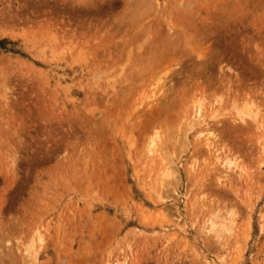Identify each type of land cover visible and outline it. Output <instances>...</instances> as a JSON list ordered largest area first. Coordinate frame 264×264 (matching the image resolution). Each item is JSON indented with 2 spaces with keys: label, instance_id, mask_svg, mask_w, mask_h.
Instances as JSON below:
<instances>
[{
  "label": "rangeland",
  "instance_id": "374dc122",
  "mask_svg": "<svg viewBox=\"0 0 264 264\" xmlns=\"http://www.w3.org/2000/svg\"><path fill=\"white\" fill-rule=\"evenodd\" d=\"M245 103L264 119V0H0V264H256L214 182Z\"/></svg>",
  "mask_w": 264,
  "mask_h": 264
},
{
  "label": "bare ground",
  "instance_id": "6f19581e",
  "mask_svg": "<svg viewBox=\"0 0 264 264\" xmlns=\"http://www.w3.org/2000/svg\"><path fill=\"white\" fill-rule=\"evenodd\" d=\"M188 1V0H187ZM184 3V2H183ZM190 3V2H189ZM180 4V3H179ZM185 4V3H184ZM183 4V5H184ZM181 6V5H180ZM186 6V5H185ZM191 7V6H190ZM186 8H187V6H186ZM190 9V8H189ZM198 16V15H197ZM197 18V17H196ZM165 20H166V18H165ZM167 21V20H166ZM137 22V21H136ZM198 25V24H197ZM146 27V26H145ZM168 30V29H167ZM178 33V32H177ZM137 35V34H136ZM139 35V34H138ZM135 36V35H134ZM137 37V36H136ZM146 37H147V35H146ZM172 37V36H171ZM135 38V37H134ZM147 39V38H146ZM197 40V39H196ZM147 41H148V39H147ZM135 42V41H134ZM137 42V41H136ZM128 45V44H127ZM142 46V45H141ZM138 49V48H137ZM136 49V50H137ZM178 50H180V49H178ZM182 50V49H181ZM119 51V50H118ZM134 52H135V50H133ZM138 51V50H137ZM183 51V50H182ZM177 52V51H176ZM190 52V51H189ZM181 53V52H180ZM179 53V54H180ZM185 53V52H184ZM183 53V54H184ZM127 54V53H126ZM125 54V55H126ZM135 54V53H134ZM136 54H138V53H136ZM175 54V53H174ZM178 54V53H177ZM124 55V54H123ZM134 56V55H133ZM168 56V55H167ZM166 56V57H167ZM182 56V55H181ZM141 60V59H140ZM126 61H129V59L127 58V60ZM139 61V60H138ZM119 63V62H118ZM127 63V62H126ZM128 64V63H127ZM128 66V65H127ZM124 67V66H123ZM131 67V66H130ZM98 69V68H97ZM125 69V68H124ZM127 70V69H126ZM226 71V70H225ZM135 76V75H134ZM223 82V81H222ZM228 83V82H227ZM222 86H223V84H222ZM227 86H228V84H227ZM171 87V86H170ZM126 88V87H125ZM174 88V87H173ZM169 89V88H168ZM176 89V88H175ZM220 89H221V87H220ZM220 89H218V96L216 97V99L217 100H215L216 102H217V104H216V102H215V105L213 106L214 107V114L212 115V119L214 120V118H213V116L216 118V119H218V124L222 121V118L224 117L223 115H225L226 117H227V115L228 114H230L231 112H228L229 111V107H230V103L232 102V101H230L231 99H229L230 98V95H231V88H229V86L227 87V89L225 90V91H223V90H220ZM126 90V89H125ZM176 91V90H175ZM108 92H110V91H108ZM127 92H128V90H127ZM188 93V92H187ZM163 94V93H162ZM173 94V93H172ZM172 94H170L171 96H172ZM175 95V94H174ZM173 95V96H174ZM253 95V94H252ZM167 96V95H166ZM161 97V96H160ZM167 97H169V96H167ZM247 97H248V95H247ZM256 97V96H255ZM120 98V97H119ZM156 98V97H155ZM171 98V97H170ZM160 99V98H159ZM164 99V98H163ZM120 100V99H119ZM165 100V99H164ZM170 100V99H169ZM173 100V99H172ZM233 100V99H232ZM258 100H259V98H258ZM116 101H118V100H116ZM155 101V100H154ZM241 101H242V99H241ZM240 101V102H241ZM255 101V100H254ZM166 102V101H165ZM164 102V103H165ZM176 102V101H175ZM236 102H237V100H236ZM248 102V101H247ZM252 103H253V100L251 101ZM232 103H234V101L232 102ZM162 104H163V102H162ZM176 104V103H175ZM238 103H236V105H237ZM243 104V103H242ZM246 104V103H245ZM244 104V105H245ZM250 104V103H249ZM119 105V104H118ZM148 105V104H147ZM153 105V104H152ZM189 105V104H188ZM234 105V104H233ZM254 105L255 104H250V105H247L246 104V109H250V110H248V112H246V109H242L241 110V108L239 109V110H236V112L237 111H239V112H237L238 113V115H236L235 114V116H238V119H237V117H236V119H235V117L234 118H232V119H234L235 120V122H237V121H240L241 120V122H244L243 124V126H242V128H245V129H243L244 131H246L245 133H247V134H250L251 133V137L249 138L250 140L248 141L250 144H248V147H249V145H250V149H249V151L248 152H246L247 154H245V152H244V154H245V156H243V155H241V153L239 152V151H237V150H235V152L228 146V145H231V144H228V145H226L227 144V142L225 143V142H223V143H220L219 144V142L221 141V139L219 140V139H212V140H214V141H217V140H219V142L217 143H215V142H213L212 140H210V137L211 136H213L214 134L211 132H209L208 133V131H207V134H205V142H206V147H208L209 146V148L211 147V145H213V143H215L214 145H215V148L216 149H214L213 151L215 152L213 155H214V157H215V161H214V163L215 162H217V163H219L218 165L219 166H222L223 168H220V170L222 171V169H225V170H223V171H225V174H224V172L221 174V172H219L220 170H219V168H218V173L217 174H215V179H214V182L216 183V185H218V187H219V191L220 190H224L225 191V193L226 194H228V198L231 200V205H232V207H231V205H229V207H227V212L230 214V216H227V219H224L225 218V214H223V216H224V218L222 217V218H220V216H219V212L221 213V211L223 210V208H218L219 210L220 209H222L221 211H217V213H218V215L217 216H219L218 218H220L221 220L222 219H224V221L225 220H227L228 221V223L226 222L225 223V228H223L222 226V228H223V230H225L226 232H233V233H237V232H235V230H236V227L238 228L239 227V224H244L243 226H241L240 228H239V230L241 231V233H242V236H238V237H240V239H241V241H244L246 238H248V237H250L251 238V235H252V233H255L256 231H258V232H260L261 233V237L263 238V240H261V241H263L262 242V244H260L259 245V251L260 252H262L261 254H262V257H260V258H258V261H257V263L256 264H264V207L263 208H260V210H259V212H260V214H259V221H255L254 219H253V215L255 214V212H254V210H255V208L259 205V203L261 202V203H263V205H264V119H263V116L261 115L260 116V114H259V111H257L258 110V108L257 109H255V107H254ZM162 106V105H161ZM172 106V105H171ZM201 106H203V104L201 105ZM232 106V105H231ZM235 106V105H234ZM233 106V107H234ZM242 106V105H241ZM249 106V107H248ZM116 107V106H115ZM164 107H165V105H164ZM199 107V106H198ZM236 107V106H235ZM234 107V108H235ZM248 107V108H247ZM111 108H113V107H111ZM163 108V107H162ZM161 108V109H162ZM202 108V107H201ZM201 108L199 107V109H200V112L202 111L201 110ZM205 108V107H204ZM169 109V108H168ZM172 109V108H171ZM112 110V109H111ZM166 110V109H165ZM204 110V109H203ZM241 110V111H240ZM161 111H163V110H161ZM225 111H227V112H225ZM234 111V110H233ZM199 112V113H200ZM218 112V113H217ZM246 112V113H245ZM158 113H160V111H158ZM244 113H245V115H244ZM98 114V113H97ZM96 114V115H97ZM130 114V113H129ZM231 115V114H230ZM147 116H148V114H147ZM161 116V115H160ZM193 116V115H192ZM232 116V115H231ZM96 117V116H95ZM101 117V116H100ZM111 117V116H110ZM123 117V116H122ZM144 118H146L147 119V117H144ZM201 118H202V115H201ZM231 118H229V120L231 119ZM133 119H134V117H133ZM133 119H132V121H133ZM149 119H150V117H149ZM159 119V118H158ZM158 119H156V120H158ZM199 119V118H198ZM204 119V118H203ZM223 119H226V118H223ZM231 119V120H232ZM153 120V119H152ZM161 120V119H160ZM193 120V119H192ZM229 120H227V122L229 121ZM100 121H102V120H100ZM103 121H105L104 119H103ZM102 121V122H103ZM143 121H144V119H143ZM147 121H149V120H147ZM172 121V120H171ZM190 121V120H189ZM126 122V121H125ZM157 122H159V121H157ZM163 123H165V121H163ZM187 123H189V122H187ZM217 123H216V125H217ZM224 123H226L225 122V120H224ZM102 124V123H101ZM170 124V123H169ZM173 123H171V125H172ZM190 124V123H189ZM237 124V123H236ZM136 125V124H135ZM134 125V126H135ZM192 125V124H191ZM221 125V124H220ZM231 125V124H230ZM235 125V124H234ZM238 125V124H237ZM240 125V124H239ZM187 126V125H186ZM218 126V125H217ZM229 126V125H228ZM233 125H231V127H232ZM241 126V125H240ZM167 127V126H166ZM165 127V128H166ZM222 127V126H221ZM102 128V127H101ZM165 128H164V131H165ZM214 129L216 128V126L215 127H213ZM235 128V127H234ZM139 129V128H138ZM168 129V128H167ZM166 129V130H167ZM175 129V128H174ZM239 129V128H238ZM103 130V129H102ZM141 130V129H140ZM160 130V129H159ZM162 130V129H161ZM184 130V129H183ZM210 130V129H209ZM223 130V129H222ZM228 130H229V128H228ZM100 131V130H99ZM163 131V132H164ZM217 131V130H216ZM221 131V130H220ZM231 131V130H230ZM233 131V130H232ZM242 131V130H241ZM130 132V131H129ZM156 132V131H155ZM154 132V134H156L157 135V133L158 132H156L155 133ZM167 132H168V130H167ZM183 132V131H182ZM215 132V131H214ZM223 132V131H222ZM222 132H221V134H222ZM243 132V131H242ZM187 133V132H186ZM201 133V132H200ZM202 133H203V131H202ZM205 133V132H204ZM184 134H185V132H184ZM225 134H226V132H225ZM164 135V134H163ZM217 135V134H216ZM216 135H215V137H216ZM219 135V134H218ZM224 135V134H223ZM246 135V134H245ZM182 136H184L183 135V133H182ZM197 136V135H196ZM202 136V135H201ZM222 136V135H221ZM225 136V135H224ZM235 136V135H234ZM238 136V135H237ZM237 136H235V137H237ZM159 137V136H158ZM163 137V136H162ZM166 137V136H165ZM232 137V136H231ZM230 137V138H231ZM255 137V138H254ZM155 138V137H154ZM166 138H168V137H166ZM183 138L184 137H182V140H183ZM199 138V137H198ZM212 138V137H211ZM217 138V137H216ZM223 138V137H222ZM225 138V137H224ZM156 139V138H155ZM171 139H172V137H171ZM186 139V138H185ZM240 139V138H239ZM157 140V139H156ZM163 140V139H162ZM222 140H224V139H222ZM242 140V139H241ZM151 141H153V142H155L153 139L151 140ZM158 141H159V139H158ZM164 141V140H163ZM168 141V140H167ZM225 141H227V140H225ZM231 141V140H230ZM161 142V141H160ZM173 142V141H172ZM184 142V141H183ZM186 142V141H185ZM205 142H203V143H205ZM243 142V141H242ZM151 143V142H150ZM162 143V142H161ZM170 143H171V141H170ZM152 144V143H151ZM150 144V145H151ZM219 144V146H217ZM149 145V144H148ZM152 145H154V144H152ZM157 144H155V146H156ZM186 145V144H185ZM204 146H205V144H203ZM158 146V145H157ZM170 146V145H169ZM187 146V145H186ZM247 146V145H246ZM161 147V146H160ZM159 147V148H160ZM244 147H245V145H244ZM248 147H247V149H248ZM154 148V147H153ZM186 148V147H185ZM200 148V147H199ZM212 148V147H211ZM161 149V148H160ZM148 150H150V149H148ZM162 150V149H161ZM171 150V149H170ZM186 150V149H185ZM210 150V149H209ZM212 150V149H211ZM116 151V150H115ZM117 151H118V149H117ZM116 151V152H117ZM155 151V150H154ZM212 151V152H213ZM254 151H255V153L258 151V155H257V157H256V155H255V157H254ZM157 152H159V151H157ZM156 152V153H157ZM204 152V151H203ZM154 153V152H153ZM160 153V152H159ZM164 153H165V151H164ZM164 153H162V156H163V154ZM161 154V153H160ZM166 154V153H165ZM206 154V153H205ZM209 154H210V151H209ZM257 154V153H256ZM106 155V154H105ZM165 156V155H164ZM167 156V155H166ZM210 157H211V155H209ZM207 157V158H210V157ZM233 156H235V157H233ZM104 157V156H103ZM159 157H161V156H159ZM204 157V156H203ZM233 157V158H232ZM105 158V157H104ZM163 159V158H162ZM203 160V159H202ZM207 160L208 159H204L203 161H206L207 162ZM172 161V160H171ZM197 161V160H196ZM172 162H174V161H172ZM205 162V163H206ZM170 163V162H169ZM196 164H197V162H196ZM212 164V163H211ZM211 164H210V167H212L211 166ZM192 165V164H191ZM209 165V164H208ZM207 164H206V166H208ZM217 165V166H218ZM214 166V165H213ZM215 167V166H214ZM169 168V167H168ZM168 168H167V170H168ZM171 168V167H170ZM191 168V167H190ZM209 168V167H208ZM165 169V168H164ZM192 169H193V167H192ZM202 169V168H201ZM229 169V170H228ZM227 170V171H226ZM170 171H173V169H171ZM175 172H176V170H174ZM217 171V170H216ZM163 172V171H162ZM167 172H169V171H167ZM166 172V173H167ZM207 172V171H206ZM209 172V171H208ZM164 173V172H163ZM174 173V172H173ZM162 174V173H161ZM160 174V175H161ZM176 174V173H175ZM202 174V173H201ZM149 175V174H148ZM165 175H167V174H165ZM165 175H163V176H165ZM197 175V174H196ZM203 175V174H202ZM168 177V176H167ZM170 177H171V175H170ZM176 177V176H175ZM159 178V177H158ZM164 178V177H163ZM166 178V177H165ZM180 178V177H179ZM178 178V179H179ZM172 179V178H171ZM176 179V178H175ZM154 180H155V178H154ZM156 180H158V179H156ZM163 180V179H162ZM161 180V181H162ZM208 179H206V181H207ZM160 181V180H159ZM164 181H166V180H164ZM169 181H170V179H169ZM168 181V182H169ZM213 181V180H212ZM163 182V181H162ZM167 182V181H166ZM175 182V181H174ZM204 182V181H203ZM161 183V182H160ZM176 183H179V182H176ZM159 184V183H158ZM163 184V183H162ZM165 185V184H164ZM169 185V184H168ZM167 185V186H168ZM162 186V185H161ZM217 187V188H218ZM165 188H166V186H165ZM163 189L164 191L166 190V189ZM168 188V187H167ZM159 189V188H158ZM210 190V189H209ZM161 191V190H160ZM221 191V192H222ZM168 192V191H167ZM199 192V191H198ZM211 192V191H210ZM163 195V194H162ZM166 195V194H165ZM204 195V194H203ZM202 195V196H203ZM199 196V195H198ZM232 196H233V198H232ZM221 197V196H220ZM212 198H213V196H212ZM205 202H206V198L205 197H203V199H202V203L205 205ZM200 203V202H199ZM196 206V205H195ZM207 206H208V204H207ZM211 206V205H210ZM234 206V207H233ZM260 206V205H259ZM168 208V207H167ZM204 208H205V206H204ZM225 209H226V207H225ZM159 210H161V209H159ZM212 210V209H211ZM190 211V210H189ZM216 211V210H215ZM226 211V210H225ZM162 212V210L160 211V213ZM258 212V213H259ZM216 213V214H217ZM225 213V212H224ZM211 214V213H210ZM215 214V213H214ZM215 214V215H216ZM244 214H246V217H244ZM69 215V214H68ZM228 215V214H227ZM163 216V215H162ZM242 217H244V219L242 218ZM205 218H207L206 216H205ZM209 218V217H208ZM214 219V218H213ZM212 219V220H213ZM216 219V218H215ZM99 221V220H98ZM218 221V220H217ZM220 221V220H219ZM224 221H223V223H224ZM240 221V222H239ZM110 222V221H109ZM216 222V220L214 221V223ZM156 223V222H155ZM214 223H212L213 225H214ZM217 223V222H216ZM256 223H257V225H256ZM65 224V223H64ZM112 224V223H111ZM116 224V223H115ZM208 224V223H207ZM212 224H210V225H212ZM218 224V223H217ZM221 224V223H220ZM94 225V224H93ZM235 226V227H234ZM256 226V227H255ZM209 227V229H210V227L211 226H208ZM208 227H207V229H208ZM218 227V226H217ZM219 227H220V225H219ZM258 227V228H257ZM222 228H221V232H222ZM64 229V228H63ZM213 229V228H212ZM217 229V228H216ZM47 230V229H46ZM218 230V232L217 233H219L220 231H219V228L217 229ZM234 230V231H233ZM238 230V231H239ZM202 231V230H201ZM216 231V230H215ZM58 232V231H57ZM221 232L219 233V234H221ZM217 233H215V234H217ZM225 235V237H226V233L225 232H223ZM64 234V233H63ZM111 234V233H110ZM212 234V233H211ZM65 235V234H64ZM206 235V234H205ZM213 235V234H212ZM222 235V234H221ZM228 235V234H227ZM216 236V235H215ZM224 236H222L221 237V239H224L225 237ZM228 236H230V235H228ZM212 237V236H211ZM214 237V236H213ZM212 237V238H213ZM224 237V238H223ZM245 238V239H243L242 240V238ZM180 238V237H179ZM216 238H219V241H225V243H226V241L228 240H220V237H219V235H217L216 236ZM228 238V237H227ZM234 238H235V236H234ZM237 238V237H236ZM58 240V239H57ZM171 240V239H170ZM169 240V241H170ZM234 240V239H233ZM250 240V239H249ZM130 241V240H129ZM176 241V240H175ZM218 241V242H219ZM217 242V241H216ZM218 242H217V244H218ZM234 242H235V240H234ZM172 243V242H171ZM224 243V245H228V243L227 244H225ZM231 243V242H230ZM243 244L245 243V242H242ZM58 244V243H57ZM85 244V243H84ZM215 244V243H214ZM220 244V243H219ZM236 244H238V241L235 243V246H236ZM248 244V243H247ZM242 245V244H241ZM215 247H216V245H214ZM233 246V245H232ZM55 247V246H54ZM130 247V246H129ZM141 247V246H140ZM219 247H220V245H219ZM224 247V246H223ZM221 248V247H220ZM234 248H236V247H234ZM240 248H241V246H240ZM248 248V247H247ZM57 249V248H56ZM67 249V248H66ZM86 249V248H85ZM219 249V248H218ZM84 250V249H83ZM236 250V249H235ZM239 250V249H238ZM248 250V249H247ZM240 252V254L242 253L241 252V250H239ZM257 252V255H259L260 254V252ZM224 252V251H223ZM238 255V254H237ZM237 255H236V257H237ZM94 256V255H93ZM235 256V255H234ZM243 256V255H242ZM235 257V258H236ZM37 258V257H36ZM35 258V259H36ZM228 258V257H227ZM58 259H59V257H58ZM141 260V259H140ZM234 261H235V259H234ZM236 262V261H235ZM36 264V263H35ZM255 264V263H254Z\"/></svg>",
  "mask_w": 264,
  "mask_h": 264
}]
</instances>
